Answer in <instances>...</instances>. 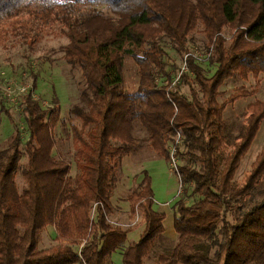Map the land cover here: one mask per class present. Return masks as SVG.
<instances>
[{"label":"trees","instance_id":"16d2710c","mask_svg":"<svg viewBox=\"0 0 264 264\" xmlns=\"http://www.w3.org/2000/svg\"><path fill=\"white\" fill-rule=\"evenodd\" d=\"M93 2L110 14L96 10ZM93 2L0 0V20L26 11L41 24L61 27L69 39L64 58L81 71L87 104L74 109L82 126L73 125L78 170L73 175L71 164L54 154L59 98L43 107L31 91L21 95L24 140L0 95L1 112L15 125L12 141L0 144V264H76L81 243L87 264H112L119 250L122 264H145L165 238L166 219L154 207L147 170L128 197L131 213L144 215L142 234L126 245L129 230L110 221L120 162L139 147L137 122L159 157L170 161L175 149L180 183L196 197L191 204L179 199L178 239L151 264H264V141L246 184L239 188L235 179L264 120V99L248 102L245 121L231 135L228 106L256 91L242 84L226 96L223 89L235 76L244 82L264 76V0ZM227 23L235 29L229 38L223 34ZM199 25L208 61L216 66L209 76L198 72L189 50V34ZM167 44L186 56L187 69L178 80ZM128 57L138 67L133 92L124 86ZM225 145L231 146L228 152ZM21 166L28 182L22 194L14 182ZM48 226L55 228L58 243L41 249L40 233Z\"/></svg>","mask_w":264,"mask_h":264},{"label":"rangeland","instance_id":"374dc122","mask_svg":"<svg viewBox=\"0 0 264 264\" xmlns=\"http://www.w3.org/2000/svg\"><path fill=\"white\" fill-rule=\"evenodd\" d=\"M90 1L93 2V0ZM92 7L110 14L105 6L93 2ZM234 31L235 29L230 23L223 27V34L227 38ZM32 36H36L35 41L28 38ZM189 38V50L195 64L198 66V72L204 76L211 75L216 66L208 61L203 26L199 25L194 29L189 34ZM68 42V37L61 31L59 25L41 24L33 20V17L26 11L21 12L16 17L0 20V95L7 99L5 106L13 115L23 139L26 140L28 133L22 111L21 95L31 91L33 98L39 100L43 107L50 106L53 98L58 97L61 104V122L55 130L57 146L54 154L57 158L59 157L71 164L74 175L78 171L74 159V126L79 128L82 126L81 115L76 114L74 109L77 105L87 107V104L82 98V89L85 83L81 71L68 64L64 58L63 46ZM166 48L169 50L170 65L175 63L179 68L177 72H174L175 79L178 80L179 74L185 66L186 56L181 57L168 44ZM125 77V88L131 92L135 91L138 87V67L131 57H128L125 61ZM242 84H246L249 90H255L256 93L252 97L241 99L237 103L228 106L225 117L227 131L231 135H236L239 124L245 121L248 102L255 99H264L263 75L259 78L251 77L246 82L237 76L229 79L223 87V89H226V96ZM184 90L189 91L187 86H184ZM263 123L251 147L241 159L235 175L239 188L246 184L252 165L262 150L264 141ZM136 124L138 125H136L135 135L139 147L120 162L116 188L112 196L115 211L110 216V221L129 230L126 245L137 240L142 234L145 228L144 215L141 211L135 214L131 213L128 197L132 189L137 187L143 179V171L147 170L152 178V187L155 194L154 207L161 212H165L168 217V220L164 223L167 226L165 238L157 241L155 250L146 258L145 264H151L159 253L167 248H172L178 239L179 226L176 219L179 199L184 198L187 204H191L196 197L187 195L180 183L176 167L172 163L173 147L170 152V161L159 157L149 146V143L145 141L146 131L140 126L139 122ZM14 131L15 125L8 114L1 112L0 105V144L8 145L14 137ZM230 148V145H225L224 150L228 152ZM174 155L176 156V154ZM26 160L27 157L24 154L21 164L24 165ZM178 162L179 159L177 158V164ZM22 167L14 175V182L20 194L24 193L28 184ZM94 230L95 226L93 225L92 232ZM55 237L54 227L48 226L40 233L39 247L42 249L57 244L58 241ZM112 264H122L121 250L113 254Z\"/></svg>","mask_w":264,"mask_h":264},{"label":"built area","instance_id":"2783aa9c","mask_svg":"<svg viewBox=\"0 0 264 264\" xmlns=\"http://www.w3.org/2000/svg\"><path fill=\"white\" fill-rule=\"evenodd\" d=\"M183 69H187V66L185 64V66L183 67ZM27 93V92H26ZM175 154V149L173 148V153H172V163L174 164V166L177 168V156L174 155ZM82 243L79 246V261L76 264H87L86 260L83 258V256L81 255V249L83 247Z\"/></svg>","mask_w":264,"mask_h":264},{"label":"crops","instance_id":"0c3cea01","mask_svg":"<svg viewBox=\"0 0 264 264\" xmlns=\"http://www.w3.org/2000/svg\"><path fill=\"white\" fill-rule=\"evenodd\" d=\"M264 121V120H263ZM263 123V122H262ZM264 124V123H263ZM260 131V130H259ZM258 135V134H257ZM166 220H168V217H167V215H166V219H165V221ZM165 221H164V223H165ZM164 226H165V224H164ZM170 228V227H169ZM55 229V228H54ZM166 229H167V226H165V232H166ZM44 248H46V247H44Z\"/></svg>","mask_w":264,"mask_h":264}]
</instances>
